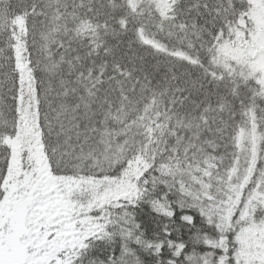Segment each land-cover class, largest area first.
Returning a JSON list of instances; mask_svg holds the SVG:
<instances>
[{"label":"snow or ice","instance_id":"obj_1","mask_svg":"<svg viewBox=\"0 0 264 264\" xmlns=\"http://www.w3.org/2000/svg\"><path fill=\"white\" fill-rule=\"evenodd\" d=\"M0 264H264V0H0Z\"/></svg>","mask_w":264,"mask_h":264}]
</instances>
